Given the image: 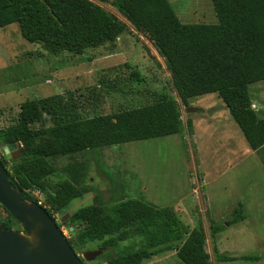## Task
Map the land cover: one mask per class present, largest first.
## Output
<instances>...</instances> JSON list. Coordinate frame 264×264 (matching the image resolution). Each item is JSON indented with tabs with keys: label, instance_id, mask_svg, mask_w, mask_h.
Returning <instances> with one entry per match:
<instances>
[{
	"label": "trees",
	"instance_id": "1",
	"mask_svg": "<svg viewBox=\"0 0 264 264\" xmlns=\"http://www.w3.org/2000/svg\"><path fill=\"white\" fill-rule=\"evenodd\" d=\"M211 1L217 18L214 24L181 22L169 0H112L111 5L136 31L149 36L166 63L181 103L187 105L189 98L216 93L248 147L258 153L264 148V115L253 109L248 85L264 80V0ZM12 23L18 24L25 40L41 44L48 55L83 54L87 48L114 42L127 28L91 0H0V28ZM43 52L38 51V56ZM125 66L132 79L142 80L137 69L129 63ZM152 94L155 100L151 103L92 117L78 116L69 104L71 97L23 101L16 121L0 128L3 145L14 143V156L20 159L9 168L0 159L11 185L18 186L28 201H38L32 190L41 193V206L54 219V212L82 198L87 190L66 178L50 186L48 178L55 168L48 157L184 130L192 133L191 120L183 123L174 98L164 92ZM47 117L50 126L45 125ZM36 123L38 127H34ZM11 219L8 213L3 225L10 228ZM244 219L239 202L230 224ZM66 223L73 227L70 237H65L72 249L101 241L103 248L114 250L119 243L138 237L136 250L118 252L108 264H142L171 250L183 264H210L202 226L188 229L170 207L156 208L132 198L120 200L110 209L92 203L75 210ZM222 228L211 224L210 236ZM220 258L259 259L254 255Z\"/></svg>",
	"mask_w": 264,
	"mask_h": 264
},
{
	"label": "rangeland",
	"instance_id": "2",
	"mask_svg": "<svg viewBox=\"0 0 264 264\" xmlns=\"http://www.w3.org/2000/svg\"><path fill=\"white\" fill-rule=\"evenodd\" d=\"M91 1L127 28L114 42L87 48L80 55H48L41 44L21 36L17 23L0 28V128L16 121L25 100L71 97L69 104L78 116L92 117L151 103L153 92H164L178 102L183 123L191 120L193 131L48 157L55 168L48 178L50 186L66 178L87 190L82 198L53 213L62 233L70 237L73 227L66 220L78 208L97 203L110 209L120 200L132 198L156 208H172L188 229L200 224L210 264H264V148L257 153L248 147L216 93L189 98L183 105L149 36L136 31L111 5L112 0ZM169 1L183 23H217L211 0ZM38 51L43 54L38 56ZM125 63L137 69L142 80L132 79ZM248 92L253 109L264 115V80L248 85ZM186 106L198 110L186 112ZM45 125H51L48 117ZM3 147L0 140V159L6 168L20 161L13 153L16 148L5 153ZM31 193L43 201L37 190ZM239 202L245 219L230 224ZM7 219L8 213L0 205V223ZM211 224L223 227L214 237L210 236ZM10 229H21L14 218ZM139 246L138 237H133L114 250L103 248L101 241H88L73 250L84 264H108L118 252H132ZM94 250L101 253L91 261L84 260L82 254ZM242 255L259 259L220 258ZM142 264L183 263L171 250Z\"/></svg>",
	"mask_w": 264,
	"mask_h": 264
},
{
	"label": "water",
	"instance_id": "3",
	"mask_svg": "<svg viewBox=\"0 0 264 264\" xmlns=\"http://www.w3.org/2000/svg\"><path fill=\"white\" fill-rule=\"evenodd\" d=\"M185 110L196 112L198 108L186 106ZM8 148L15 149V144L5 145L3 151L7 153ZM0 205L21 228L13 230L0 223V264H84L45 208L25 200L23 191L11 185L1 162ZM100 253L101 250L86 251L82 257L91 261Z\"/></svg>",
	"mask_w": 264,
	"mask_h": 264
},
{
	"label": "built area",
	"instance_id": "4",
	"mask_svg": "<svg viewBox=\"0 0 264 264\" xmlns=\"http://www.w3.org/2000/svg\"><path fill=\"white\" fill-rule=\"evenodd\" d=\"M37 203L41 205L42 200L40 199V197H38V201H37Z\"/></svg>",
	"mask_w": 264,
	"mask_h": 264
},
{
	"label": "crops",
	"instance_id": "5",
	"mask_svg": "<svg viewBox=\"0 0 264 264\" xmlns=\"http://www.w3.org/2000/svg\"><path fill=\"white\" fill-rule=\"evenodd\" d=\"M120 36H121V35H120ZM120 36H119V37H120Z\"/></svg>",
	"mask_w": 264,
	"mask_h": 264
}]
</instances>
